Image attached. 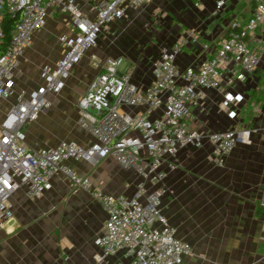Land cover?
I'll use <instances>...</instances> for the list:
<instances>
[{
	"label": "built area",
	"instance_id": "built-area-1",
	"mask_svg": "<svg viewBox=\"0 0 264 264\" xmlns=\"http://www.w3.org/2000/svg\"><path fill=\"white\" fill-rule=\"evenodd\" d=\"M151 1L99 0L92 19L76 0H0V46L4 40L3 15L19 16L10 43L0 55V104L13 101L0 119V233L14 219L11 199L16 192L25 190L30 199H40L52 188L53 178L61 175L72 186L86 191L107 215L104 232L95 240L99 250L94 257L96 264H109V259L121 252L130 264H184L193 255L190 244L177 236V229L163 212L164 165L181 150L200 149L208 143L212 163L223 168L231 152L257 133L255 129L231 128L204 134L191 128L190 121L191 108L205 91H222L223 67L237 63L239 70L232 79L244 83L260 66L263 54L251 49L249 38L264 23V0H255V10L248 20H231L226 38L197 67L181 71L176 64L190 41L197 43L194 33L161 50L151 64V82L146 87L133 81L122 57L101 60L91 55L98 73L76 107L78 123L92 136V143L83 146L63 141L55 147L33 149L23 132L51 107L48 96L63 92L72 70L96 47L103 30ZM227 2L216 0L213 15L221 14ZM51 9L65 13L72 28L71 35L59 37L64 55L55 64L43 67L38 88L28 93L16 91L14 77L20 59L35 34L45 27ZM238 103L239 96L225 95L220 106L235 119L237 114L232 109ZM155 112L158 115L152 117ZM107 158L136 172L140 180L133 196L108 195L69 165L72 161L97 165ZM175 167L169 165L171 171ZM260 206L264 208V192Z\"/></svg>",
	"mask_w": 264,
	"mask_h": 264
},
{
	"label": "crops",
	"instance_id": "crops-1",
	"mask_svg": "<svg viewBox=\"0 0 264 264\" xmlns=\"http://www.w3.org/2000/svg\"><path fill=\"white\" fill-rule=\"evenodd\" d=\"M98 1L76 0L82 12L92 19L96 17ZM215 2L188 0L185 8L177 11L183 21L175 24L176 37L167 48L188 34L198 36L197 43L191 40L177 58L181 71L197 67L211 57L226 38L230 21L248 20L256 7L255 0H228L222 13L214 16ZM132 11L135 10L128 14ZM109 27L110 24L105 29ZM71 34L67 15L49 10L45 27L35 34L20 59L14 77L16 91L28 93L42 84L43 67L55 64L64 55L59 37ZM249 44L263 54L260 66L244 83L232 79L239 70L237 63L223 67L222 91H205L191 108L190 125L194 130L208 134L249 128L248 123L258 119L264 126V103L263 113L251 121V93L261 89L264 81V23L251 34ZM91 55L101 60L122 57L129 65L133 81L146 87L151 82V64L159 53L138 62L126 54L112 57L105 51L91 49L72 70L63 92L48 96L51 107L41 112L35 123L24 127L31 148L55 147L63 141L85 146L94 141L80 127L76 107L98 73L90 61ZM225 95L239 96V103L232 109L237 114L235 119L220 106ZM12 103L10 100L0 104V119ZM157 115L155 112L152 117ZM261 132L254 133L252 147L237 146L225 159L223 168L212 164V147L208 143L200 149L181 150L175 158L166 160L162 208L169 224L177 229V236L192 248L193 255L184 264H264V208L260 206L264 192V130ZM171 163L176 166L173 171L169 169ZM69 165L77 174L89 177L95 188L111 196H133L140 180L135 171L124 169L111 158L97 165L84 161H72ZM11 204L14 219L0 233V264H5L6 259V264H96L94 257L99 250L95 240L104 232L107 215L86 191L57 175L42 198L32 200L25 190H19ZM109 264L130 263L121 252L109 259Z\"/></svg>",
	"mask_w": 264,
	"mask_h": 264
},
{
	"label": "rangeland",
	"instance_id": "rangeland-1",
	"mask_svg": "<svg viewBox=\"0 0 264 264\" xmlns=\"http://www.w3.org/2000/svg\"><path fill=\"white\" fill-rule=\"evenodd\" d=\"M187 1L152 0L140 10L127 14L124 19L111 23L110 27L101 33L94 49L105 51L112 57L126 54L137 59L138 62L140 59L145 60L147 56L160 53L161 50L167 48L168 43L174 41L176 35L173 28L179 21H183V18H179L177 15V11L185 8ZM257 92L258 94L264 93V81H262V88ZM262 103L264 101L256 102V97L252 98L251 93V121L255 115L263 113L261 111ZM248 125L249 128L244 127L243 129H255L259 134L264 130L260 119L251 122V124L248 123ZM255 134L250 135L248 143H240L238 147H252Z\"/></svg>",
	"mask_w": 264,
	"mask_h": 264
},
{
	"label": "trees",
	"instance_id": "trees-1",
	"mask_svg": "<svg viewBox=\"0 0 264 264\" xmlns=\"http://www.w3.org/2000/svg\"><path fill=\"white\" fill-rule=\"evenodd\" d=\"M19 21V16H12L8 13L4 14L1 20V26L4 33V40L3 44L0 46V55L3 54L5 48L10 43L13 30L15 28V25ZM256 97V102L261 103L264 101V93L260 92L258 94L257 90L252 92V98Z\"/></svg>",
	"mask_w": 264,
	"mask_h": 264
}]
</instances>
